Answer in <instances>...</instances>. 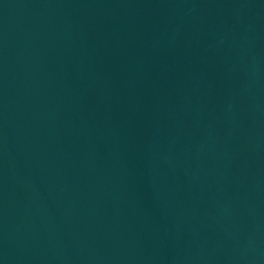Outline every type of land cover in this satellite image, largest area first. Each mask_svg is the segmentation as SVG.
<instances>
[{"label": "water", "instance_id": "water-1", "mask_svg": "<svg viewBox=\"0 0 264 264\" xmlns=\"http://www.w3.org/2000/svg\"><path fill=\"white\" fill-rule=\"evenodd\" d=\"M0 264H264V0H0Z\"/></svg>", "mask_w": 264, "mask_h": 264}]
</instances>
